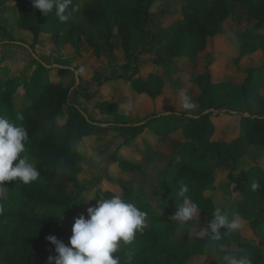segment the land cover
Here are the masks:
<instances>
[{"label":"trees","instance_id":"16d2710c","mask_svg":"<svg viewBox=\"0 0 264 264\" xmlns=\"http://www.w3.org/2000/svg\"><path fill=\"white\" fill-rule=\"evenodd\" d=\"M181 1L180 17L160 28L157 35L149 27L152 7L157 0H113L110 11L92 8L87 0H72L75 11L66 23H61L54 11L44 16L34 8L31 0H17L20 18L18 25L14 32H10L0 24V31L9 41L2 40L0 44L21 43L28 45L36 53V46L42 45L48 35L54 49L61 52L62 36L69 35L75 40L77 33L81 32L97 42L98 39L90 36V33L101 31L99 36L102 38L113 36L119 40L130 63L135 55L157 43L151 52L154 64L162 68L174 59H182L184 64H188L201 56L214 37L220 34L225 23L234 21L237 15L244 13L246 26L235 30L237 53L232 61L238 65L245 56L264 50V36L247 26L253 24L255 29L264 28V0ZM48 21L51 28L47 27ZM84 23L95 30L85 29ZM59 24L58 29L52 28ZM59 29L68 31L61 35ZM15 32L22 35L29 33L31 41L16 36ZM90 44L95 47L97 54L102 52L99 44ZM35 62L42 68H47L36 59ZM74 68L64 69L68 73L61 81L46 82L32 104L19 113L23 114V121L17 120V114L12 112L11 96L14 88L5 94L4 99L11 111V115L6 118L26 128L28 140L26 151L22 155L37 167L40 177L30 184H24L17 178L5 182V186L0 188V222L14 220V226L7 236L0 237V264H46L47 253L53 246L46 237L52 235L54 228L64 223L63 215L82 201L83 190L73 170L83 160L78 145L83 139L100 134V129L129 132L131 136L126 137L123 142L126 144L132 140V136L143 132L157 120L169 118L173 121L174 118H179L172 127H159L157 134L169 137L180 132L187 143L192 145L191 152L198 160L212 159L218 166L232 163L233 170L251 146L264 148V95L258 89L255 78L257 70L254 67L248 70L241 84L233 85L242 92V107H229L219 104L215 99L214 90L217 85L232 83L231 81L219 80L209 69L194 76L191 83L201 90L198 97L199 108L194 112L183 109V106L175 107L164 103L162 96L166 81L159 73H151L142 78L138 76V67H133L128 74H111L107 69H102L99 72L102 82L121 81L133 94L146 95L152 100L153 112L141 120L134 117L95 119L91 108L86 104L82 86L77 82L76 71L80 73V68ZM8 84L12 86L16 81H8ZM101 105L111 106L113 111L118 110V105L114 102L103 101ZM4 109L3 106L0 110ZM0 116L4 115L0 113ZM104 123L108 125L104 126ZM228 124L237 126V135L229 140L216 138L217 133L224 131ZM139 161L124 160L125 171L141 173L142 165ZM158 178L164 181L165 187H172L175 191L179 188L180 181L188 186V195L199 206V211L205 216V230H209L217 207L211 197L204 195V190L215 181L213 171L202 164L196 165L183 160L179 152L159 171ZM229 178L237 184L253 210L255 196L264 189V170L254 167L239 174L230 172ZM253 183L259 184L255 191L252 189ZM72 186L75 187L74 190ZM119 186L123 190L122 198L134 201L146 213L143 231L137 232L130 245L121 247L114 254L119 257L120 264H125L129 252L134 253L133 264H188L203 254L212 259L211 264H218L217 256L208 248L207 239L193 235V229L198 226L197 219L182 233L177 234L176 222H157L152 217L151 205L140 199L136 187L125 184ZM11 194L18 200L14 210L8 207ZM113 195L116 194L104 191L97 194V199L111 198ZM261 212L260 218L251 222L260 238L259 243L236 230L217 242L221 246L218 249L219 256L249 255L253 264H264V239L260 231L264 211Z\"/></svg>","mask_w":264,"mask_h":264},{"label":"rangeland","instance_id":"374dc122","mask_svg":"<svg viewBox=\"0 0 264 264\" xmlns=\"http://www.w3.org/2000/svg\"><path fill=\"white\" fill-rule=\"evenodd\" d=\"M90 6L95 9H104L110 11L113 0H87ZM255 2L256 0H250ZM181 0H157L152 7L149 27L158 35L160 28L167 26L172 20L180 17ZM78 11V10H77ZM246 26L244 13H240L234 19L224 24L222 31L216 37L209 48L198 58H194L188 64L182 59H174L162 68L157 67L153 62L151 50L156 48L157 43L151 48L144 49L143 52L133 57L130 63L125 51L122 49L119 40H113L112 37H100L101 31H93L90 36L95 40L85 39L81 32L77 33V38L73 40L72 45L66 46L63 53H58L50 40L45 41L43 48H37L36 54L42 57L44 63L51 65L58 63L61 65L77 66L84 71L79 73L82 86V92L86 97V104L91 108V114L95 119H116L124 117L126 119H144L153 112V102L146 96L133 94L127 85L121 81H101L99 72L107 69L108 73L128 74L133 67H138V76L146 78L151 73H159L166 81V87L163 97L164 103L175 107L182 106L180 90L189 95L195 107L191 111L198 110V97L201 90L191 83V79L199 73H205L209 69L213 76L219 80H229L232 83L219 84L214 90L215 99L219 104L229 107H242L243 96L239 88L234 84H241L247 76L250 68H256L255 78L260 93L264 95V50L245 56L237 65L232 61L237 53V44L235 30L238 27ZM251 30L264 36L263 29H255V26L247 25ZM66 28V27H65ZM97 28V27H96ZM102 30L101 28H97ZM15 35L25 40L31 41V37L15 32ZM6 40L3 32L0 31V41ZM99 44L102 48L100 54L91 42ZM112 41V42H111ZM89 42V43H88ZM68 43V42H67ZM111 45V46H110ZM23 46L8 43L0 44V56L8 55L3 49H11ZM3 48V49H2ZM18 51V53L16 52ZM17 62L15 63L13 80L16 84L9 85L8 82H2L0 85V113L5 117L11 115L9 104L4 97L7 91L14 88L11 96L12 112L15 114L22 113L38 97L45 82L51 79L54 82L61 81L68 73L60 68H42L40 76L36 79L29 80L31 70L35 64L30 57L32 54L26 50L15 51ZM21 62H20V61ZM209 61L211 63L209 64ZM36 63V62H35ZM13 65V64H12ZM43 78V79H42ZM39 79V80H37ZM42 79V80H41ZM11 81V80H10ZM11 81V82H12ZM4 83V84H3ZM103 101H109L118 105V110L113 111L111 106L101 105ZM184 109V108H183ZM169 121V118H166ZM179 118L173 121L178 122ZM106 132V130H101ZM142 134V135H141ZM237 135V126L228 124L224 131L217 133L216 138L229 140ZM129 132L114 131L106 133L105 136H94L87 139L84 143H79L78 147L83 160L73 169L79 180L81 190V202L63 215L64 223L54 228L52 235L59 240L68 244L72 235V227L75 219L80 215L87 217V209L96 204L97 194L100 192H113L123 196V190L119 186L125 184L136 187L139 197L145 203L151 205L152 217L158 222H168L176 212L180 201L175 196V190L172 187H165L162 180L158 178V173L169 161L175 156L178 147L183 143L180 136L174 135L169 137H155L154 133L149 130L138 132L132 136V140L123 144L126 137H130ZM138 138L136 139V137ZM136 139V140H135ZM137 141H139L137 143ZM132 142V143H131ZM134 142V143H133ZM144 145H149L153 149V154L147 155L148 160L140 151ZM191 147L190 143L184 144L183 148ZM193 157V156H192ZM139 159L142 165L141 173H127L123 166V161H134ZM195 161V157L188 162ZM214 173L215 181L206 187L204 195L213 199L216 207L222 208L231 218L233 214L239 216L242 227L238 231L246 238L259 243L260 238L255 233L251 222L259 219L261 211H264V189L259 191L254 198V209L244 198L237 184L229 178V173L239 174L249 171L251 168L259 167L264 170V148L251 146L246 154L238 162L237 168L233 170L232 163L221 166L214 162L204 165ZM75 187L72 186V190ZM89 199H93L88 201ZM18 204L15 195L9 196L8 207L14 210ZM198 226L193 229V235L199 236L200 231H205V216L200 212L196 217ZM14 226V220L6 219L0 222V237L7 236ZM261 236L264 239V221L260 224ZM264 251V249H263ZM58 255L55 252V245L47 253L46 264H54L49 257ZM212 259L206 255H198L188 264H211Z\"/></svg>","mask_w":264,"mask_h":264},{"label":"clouds","instance_id":"9594fccd","mask_svg":"<svg viewBox=\"0 0 264 264\" xmlns=\"http://www.w3.org/2000/svg\"><path fill=\"white\" fill-rule=\"evenodd\" d=\"M35 9L48 16L53 11L61 23L68 22L75 9L72 0H31ZM84 71L83 68L80 69ZM182 106L191 111L195 105L183 89L180 90ZM23 114H17V120L23 121ZM28 132L22 124H17L9 118L0 116V188L5 182L19 178L24 184L37 181L40 172L22 154L26 151ZM258 183H253L255 191ZM189 188L179 182L175 196L182 202L171 219L177 224V234L182 233L187 226L199 215V206L188 195ZM93 200L89 199L88 201ZM96 204L87 209V217L80 215L75 219L72 235L68 244L59 240L55 235L46 239L55 245V257H49L54 264H120L117 253L121 247L130 245L137 232H142L146 226V213L137 207L134 201H127L120 195L111 198L95 199ZM242 224L238 215H229L217 207L212 216L209 230L200 231L199 237L206 238L208 248L217 256L218 264H253L249 255L237 257L235 254L218 255L221 247L217 242L230 233L241 229ZM223 230V231H222ZM134 253L129 252L125 264H133Z\"/></svg>","mask_w":264,"mask_h":264},{"label":"crops","instance_id":"0c3cea01","mask_svg":"<svg viewBox=\"0 0 264 264\" xmlns=\"http://www.w3.org/2000/svg\"><path fill=\"white\" fill-rule=\"evenodd\" d=\"M17 0H0V24L1 25H4L10 32H14L15 31V28L17 27L18 25V22H19V10H18V6H17ZM58 26L60 27V24L59 25H55V27H52V28H56L58 29ZM84 26H85V29L87 28H90L92 30H95L93 29L92 27H89L86 23H84ZM47 27L51 28L50 26V22L48 21L47 23ZM60 33L62 35L63 32L65 31H68V29H63V30H60ZM27 36H30L29 33L26 34ZM85 39H87V35L85 33H82V35ZM48 40H50L49 36L47 35L45 40H44V43L41 45H37L35 50L37 51L38 49L37 48H43V46L46 44L45 41L47 42ZM113 40H118L117 38H114ZM6 41V40H5ZM68 42V43H67ZM72 42H73V39L71 36L69 35H65V37H61V52H58V53H63L66 49V46H70V47H76V46H73L72 45ZM112 42V41H111ZM89 43V42H88ZM3 44H8V43H2L1 45ZM14 44H17V45H20V46H23L25 49H22V48H19V47H13L9 50L7 49H3L7 52H10L8 55H5V56H0V85L2 84V82H8V81H12V79H14L13 77V73H14V67H15V63L17 62L18 59H16L15 55L18 53V51H16L17 53L15 54V50L18 49V50H26V52H29L30 54H32L29 49L27 47H25L24 45L22 44H19V43H14ZM90 44V43H89ZM32 58V61L34 62L33 64H35L34 68L31 70V74H30V78L29 80H33V79H36L38 77H36L37 75L40 76V73H41V69L42 67L39 65V63H35V58L33 57V55L30 56ZM42 58V57H41ZM20 61V60H19ZM15 62V63H13ZM21 62V61H20ZM13 64V65H12ZM72 67H77L76 65L75 66H72ZM79 68V67H78ZM43 79V78H42ZM41 79V80H42ZM39 80V79H37ZM50 81H52L51 79H49ZM3 83V84H4ZM46 84V82H45ZM44 84V85H45ZM154 107V106H153ZM167 119L166 118H162L160 120H157L155 122H153L152 124L148 125L144 130H149L151 131L152 133H154L155 137H160L159 134H157V130L159 129V127H162V128H169V127H172L173 123L175 121H172V119H170L169 121H166ZM176 123V122H175ZM101 130H105V129H100ZM104 131H101L100 134H96V135H92L90 137H87L85 139H83V141H81L80 143H84L86 142L87 139H90L94 136H99L98 138H100V136H105L106 133H112L114 131H109V130H106L105 133H103ZM144 132V131H143ZM142 133V132H141ZM142 135V134H141ZM174 135H177V136H180L183 140V143L178 147L176 153H175V156L181 152V158L185 161H189V160H192V158L195 157V161H192L191 163H194L196 165H206V164H209L212 161V159H207L205 161H200L197 159V157L195 156V154L193 155L192 152H191V147L189 148H183V145L186 144L188 141L183 137V135L179 132V133H176ZM174 135H171V136H174ZM138 138V136L136 137V139ZM135 139V140H136ZM139 139V138H138ZM139 141H137L138 143ZM132 143V142H131ZM134 143V142H133ZM192 146V145H191ZM144 147V149L142 151H140L142 153L143 156H145V158H143L144 160H148V157L147 155L149 153L153 154V149L149 147V145H144L142 146ZM174 156V157H175ZM193 156V157H192ZM221 166V165H220ZM126 172V171H125Z\"/></svg>","mask_w":264,"mask_h":264},{"label":"water","instance_id":"95a60500","mask_svg":"<svg viewBox=\"0 0 264 264\" xmlns=\"http://www.w3.org/2000/svg\"><path fill=\"white\" fill-rule=\"evenodd\" d=\"M7 42H9V41H7ZM20 44H21V43H20ZM24 46L27 47V48L31 51L33 57H34L36 60H38L40 63H42V65H44V66L47 67V68L75 69V68L72 67V66L61 65V64H58V63H53V64H51V65H48L47 63H44L43 59H41L39 55H37L35 52H33V50H32L28 45H24ZM76 76H77V82L79 83V81H80V77H79V72H78V71H76ZM207 112H208V111H207ZM246 116H249V113H246ZM103 125H104V126H107L108 124L104 123Z\"/></svg>","mask_w":264,"mask_h":264}]
</instances>
